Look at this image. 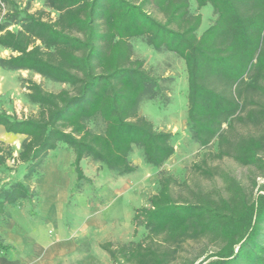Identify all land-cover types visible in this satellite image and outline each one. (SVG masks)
Masks as SVG:
<instances>
[{
  "label": "trees",
  "instance_id": "obj_1",
  "mask_svg": "<svg viewBox=\"0 0 264 264\" xmlns=\"http://www.w3.org/2000/svg\"><path fill=\"white\" fill-rule=\"evenodd\" d=\"M193 1L198 10L209 5L215 15L199 34L202 15L190 10V0H42L33 11L28 3L0 0V50L9 51L0 56V68L29 70L66 85L50 91L28 79L26 98L37 113L18 117L0 110L4 130L25 136L16 156L0 143V167L12 159L29 181L59 143L73 151L76 187L83 179L90 182L80 166L83 157L126 174L136 169L128 158L136 145L147 164L162 166L174 153L173 133L139 114L143 99L163 95V79L133 58L131 40L143 38L153 50L183 60L189 132L201 148L216 142V152L203 153L193 170L211 177L215 169L208 159L225 156L264 168L258 155L264 133H235L238 125L264 123V100L253 98L264 97V0ZM95 118L101 131L87 125ZM224 178L225 196L192 192L177 200L176 177L161 174L158 190L148 206L135 209L133 220L166 242L211 236L217 247L197 264H264V182H254L248 194L236 179ZM30 196L22 181L0 188V211ZM108 246L115 264L169 261L167 250L142 241L117 250ZM7 247L0 241V250Z\"/></svg>",
  "mask_w": 264,
  "mask_h": 264
},
{
  "label": "rangeland",
  "instance_id": "obj_2",
  "mask_svg": "<svg viewBox=\"0 0 264 264\" xmlns=\"http://www.w3.org/2000/svg\"><path fill=\"white\" fill-rule=\"evenodd\" d=\"M22 7L28 3L30 10L42 8V0H16ZM190 10L202 15L198 34L209 26L215 15L209 5L198 10L190 0ZM54 16V13H51ZM15 28V26H10ZM133 58L144 61V65L154 75L161 77L163 95L159 100L143 99L139 114L153 122L156 128L173 133L174 153L162 166L154 167L144 161L142 149L134 145L129 153L130 162L136 166L133 172L117 174L101 162L90 157L80 161L82 171L88 174L90 182L81 180L76 187V173L73 165V151L64 144L50 150L40 168L29 181L24 178L23 166L7 159L6 169L0 167V188H8L15 182L27 183L31 196L19 199L35 215V208L40 197L55 195L64 204L58 205L55 218L58 219V235L69 238L74 247L73 264H115L112 256L103 245L117 250L120 245L142 241L157 248L159 252L167 250V264H197L205 255L217 247V242L209 235L198 238H186L177 243L166 242L163 235L154 236L139 221L133 220L136 208L148 206V197L158 190V178L161 174H172L177 182L172 186L175 199L191 198L192 192L209 193L217 198L226 195L224 175H229L240 182L248 194L254 192L253 183L264 182V168L255 164H241L225 156L213 157L208 163L214 174L206 177L193 170V164L199 163L205 152H216V142L201 148L192 138L186 121L187 79L183 60L167 51L153 50L143 38L131 40ZM9 55L8 50H0V56ZM34 80L46 90L58 91L66 85L46 79L29 70H3L0 68V110L14 113L18 117L36 114L38 108L26 98L27 80ZM254 100L263 101L264 97L253 95ZM87 125L94 131L102 130L99 118L89 120ZM237 135H259L264 133V123L258 125L236 126ZM24 135L7 133L0 125V143L16 156ZM264 162V150L258 153ZM264 167V166H263ZM61 182H59V181ZM59 184V188H55ZM65 186V187H64ZM64 187L61 190V188ZM58 189V191H57ZM63 191V192H62ZM47 192V193H46ZM10 204L5 203L4 206ZM3 209L0 211V219ZM56 221V220H55ZM57 225V223H54ZM57 233V232H56ZM50 237H55L52 227ZM2 244L4 239L0 237ZM76 259V260H75ZM64 264V263H62ZM67 264V261H65ZM123 264H134L125 262Z\"/></svg>",
  "mask_w": 264,
  "mask_h": 264
},
{
  "label": "crops",
  "instance_id": "obj_3",
  "mask_svg": "<svg viewBox=\"0 0 264 264\" xmlns=\"http://www.w3.org/2000/svg\"><path fill=\"white\" fill-rule=\"evenodd\" d=\"M84 175L89 176L86 173ZM59 187L56 184L53 189ZM64 187L61 190L64 191ZM38 189L40 197L35 215H31L23 203L4 206L0 219V237L8 247L0 250V264H65V261L73 264L75 247L72 241L69 238L56 237L60 223L54 216L58 205L64 202L54 197L55 195L44 199L39 184ZM50 227L54 229L55 237L48 235Z\"/></svg>",
  "mask_w": 264,
  "mask_h": 264
}]
</instances>
